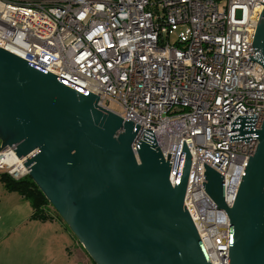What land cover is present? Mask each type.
<instances>
[{"label":"built area","instance_id":"1","mask_svg":"<svg viewBox=\"0 0 264 264\" xmlns=\"http://www.w3.org/2000/svg\"><path fill=\"white\" fill-rule=\"evenodd\" d=\"M264 0H0V48L98 97L155 141L174 186L190 157L184 206L211 264H228L230 224L204 189L223 178L231 206L264 118V70L252 43ZM177 25L187 38L169 43ZM15 146L0 174L28 176Z\"/></svg>","mask_w":264,"mask_h":264},{"label":"water","instance_id":"2","mask_svg":"<svg viewBox=\"0 0 264 264\" xmlns=\"http://www.w3.org/2000/svg\"><path fill=\"white\" fill-rule=\"evenodd\" d=\"M264 70V6L252 43ZM98 97L0 48V142L26 158L28 176L94 264H211L184 206L191 157L174 186L153 140ZM231 206L221 175L204 189L229 220L228 264H264V118Z\"/></svg>","mask_w":264,"mask_h":264},{"label":"rangeland","instance_id":"3","mask_svg":"<svg viewBox=\"0 0 264 264\" xmlns=\"http://www.w3.org/2000/svg\"><path fill=\"white\" fill-rule=\"evenodd\" d=\"M185 29L184 25L173 27L169 43L186 39ZM31 215L30 203L21 202L16 192H7L0 182V264H19L18 258L20 264H94L62 219L40 221Z\"/></svg>","mask_w":264,"mask_h":264},{"label":"trees","instance_id":"4","mask_svg":"<svg viewBox=\"0 0 264 264\" xmlns=\"http://www.w3.org/2000/svg\"><path fill=\"white\" fill-rule=\"evenodd\" d=\"M0 182L6 191L16 192L30 203L32 208L31 219L40 221L61 219L55 210H53L55 214L51 213L49 209H53V207L29 176L15 181L6 174H0Z\"/></svg>","mask_w":264,"mask_h":264},{"label":"crops","instance_id":"5","mask_svg":"<svg viewBox=\"0 0 264 264\" xmlns=\"http://www.w3.org/2000/svg\"><path fill=\"white\" fill-rule=\"evenodd\" d=\"M8 192V191H7ZM13 192V191H12ZM17 195H18V197H19V200L22 202L24 199L22 198V197H20V195L17 193ZM29 219H30V217H29ZM62 223V222H61ZM63 224V223H62ZM63 227H64V224L62 225ZM65 228V227H64ZM67 231H68V229L67 228H65ZM69 232V231H68ZM69 234L73 237V235L69 232ZM74 238V237H73ZM75 240V239H74ZM76 241V240H75ZM77 242V241H76ZM83 253V252H82ZM84 254V253H83ZM18 262H19V264H20V258H18Z\"/></svg>","mask_w":264,"mask_h":264},{"label":"flooded vegetation","instance_id":"6","mask_svg":"<svg viewBox=\"0 0 264 264\" xmlns=\"http://www.w3.org/2000/svg\"><path fill=\"white\" fill-rule=\"evenodd\" d=\"M86 256V255H85ZM86 258H88V256H86Z\"/></svg>","mask_w":264,"mask_h":264}]
</instances>
